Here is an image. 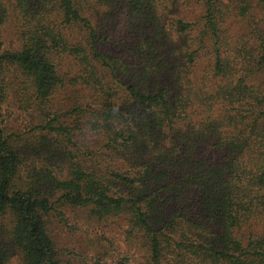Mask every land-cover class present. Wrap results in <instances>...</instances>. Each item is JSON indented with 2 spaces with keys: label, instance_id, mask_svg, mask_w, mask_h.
Here are the masks:
<instances>
[{
  "label": "trees",
  "instance_id": "16d2710c",
  "mask_svg": "<svg viewBox=\"0 0 264 264\" xmlns=\"http://www.w3.org/2000/svg\"><path fill=\"white\" fill-rule=\"evenodd\" d=\"M66 210L94 264H264V0H0V264Z\"/></svg>",
  "mask_w": 264,
  "mask_h": 264
},
{
  "label": "rangeland",
  "instance_id": "374dc122",
  "mask_svg": "<svg viewBox=\"0 0 264 264\" xmlns=\"http://www.w3.org/2000/svg\"><path fill=\"white\" fill-rule=\"evenodd\" d=\"M242 26L236 24L232 27L231 32L233 35H237ZM63 64V70L67 73L66 62ZM81 97L80 102L86 103L88 98L86 92H77L70 84H67L62 88L54 101L55 109H66L68 108L74 99ZM9 119L13 128L16 125L20 126L19 122L22 119L19 117L17 111H12L9 114ZM67 220L69 223L56 222L53 227V235L59 244L65 264H94L96 256L103 253V248L100 238L115 237L117 240V249L120 252L127 250L123 244H121L122 232L118 228H105L99 229L93 227L91 222L87 220L86 212L82 210H66ZM58 221V220H57ZM105 233L104 235H102ZM110 257L113 254L110 252ZM14 264H19V260L15 258Z\"/></svg>",
  "mask_w": 264,
  "mask_h": 264
}]
</instances>
